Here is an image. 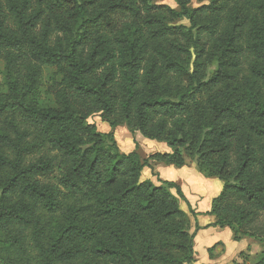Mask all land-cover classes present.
<instances>
[{
	"label": "trees",
	"instance_id": "1",
	"mask_svg": "<svg viewBox=\"0 0 264 264\" xmlns=\"http://www.w3.org/2000/svg\"><path fill=\"white\" fill-rule=\"evenodd\" d=\"M152 1L0 0V264H195L180 185L142 179L186 158L224 181L214 225L264 243V0ZM120 125L172 151L125 153Z\"/></svg>",
	"mask_w": 264,
	"mask_h": 264
},
{
	"label": "crops",
	"instance_id": "2",
	"mask_svg": "<svg viewBox=\"0 0 264 264\" xmlns=\"http://www.w3.org/2000/svg\"><path fill=\"white\" fill-rule=\"evenodd\" d=\"M108 124L106 122L103 124V132L112 130V127ZM113 130L116 139L118 130L122 135L124 134L123 143L118 144L125 153L137 149L140 155L145 158L155 152L172 151V148L165 144L160 145L161 151L154 150L155 148L147 145L143 147L141 145V135L136 139L137 148L134 136L128 127L120 125ZM142 179H150L157 185L161 184L162 181H173L180 185L186 198V200H182L181 207L189 214L190 232L195 233V264H232L234 261L240 263L244 261L250 262L254 256L264 251V243H260L258 239L245 236L240 240H236L230 227L214 225L217 217L210 213L212 202L222 192L224 181L215 176L205 175L200 171L195 160L186 158V164L182 167L151 161V166H146L143 169ZM171 191L174 192L175 190L171 189ZM211 248L213 249L212 251H210Z\"/></svg>",
	"mask_w": 264,
	"mask_h": 264
},
{
	"label": "rangeland",
	"instance_id": "3",
	"mask_svg": "<svg viewBox=\"0 0 264 264\" xmlns=\"http://www.w3.org/2000/svg\"><path fill=\"white\" fill-rule=\"evenodd\" d=\"M152 3H154L156 5L166 4V5H170L173 8H177V9L179 8L178 7V4L176 3L175 0H153ZM208 3H210V0H192L191 1V7H198V6H201V5H204V4H208ZM169 23L172 24V25H187V26L190 25L189 21L187 19H184V18H178V19H175V20H171V21H169ZM215 68H216L215 65H211L210 68H209V73H212L215 70ZM4 71H5V62H4L3 59L0 58V85H2L4 83V80H3V78H4ZM60 79H61V74L59 73V71H58V69L56 67H54V66H46L44 68V71H43V84H42V86L40 88V91H41V95H42V100L44 102H46L47 104H53V96L50 94L49 88L51 87V85L55 81H59ZM90 122L91 123H96L99 131H101V132L104 131L102 127H103V124H105V122L102 120V118L100 117L99 114L91 117L90 118ZM106 124H108V123L106 122ZM130 132L134 136V140H135L134 142L136 143V147L137 148H138V144L136 142V139H138L137 137H140V135L142 137L141 145L143 147H146V145H147L149 147L155 148L154 150L161 151V146H160L161 144H165L166 146H169L165 142H161V141H158V140L149 139V138L145 137L144 135H142L139 131H131L130 130ZM124 137H125L124 134L122 135V133L119 132V130H118L117 131V139L119 140V142H118V140H117V142L120 143V144H122ZM119 147H120V145H119ZM156 148H158V149H156ZM120 149H121V151H123V149L121 147H120ZM175 191L173 193L178 198L179 204H180V207H181V202L184 199L181 198V197H179ZM189 219H190V217H189ZM263 224H264V215L260 216V218L257 221V225L258 226H261ZM258 241L260 243H263L259 239H258ZM263 247H264V244H263ZM214 249H215V247H214ZM252 261H253V259H251L250 262H252Z\"/></svg>",
	"mask_w": 264,
	"mask_h": 264
}]
</instances>
